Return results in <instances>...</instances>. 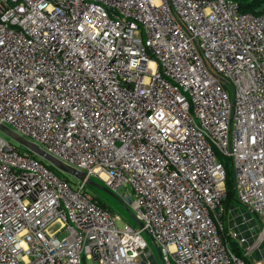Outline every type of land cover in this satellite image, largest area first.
<instances>
[{
	"label": "built area",
	"instance_id": "built-area-1",
	"mask_svg": "<svg viewBox=\"0 0 264 264\" xmlns=\"http://www.w3.org/2000/svg\"><path fill=\"white\" fill-rule=\"evenodd\" d=\"M0 126L85 177L73 184L0 137V264H149L142 232L162 264H264V12L0 0ZM217 155L258 224L228 220L224 233ZM91 179L129 189L140 230L117 226Z\"/></svg>",
	"mask_w": 264,
	"mask_h": 264
},
{
	"label": "rangeland",
	"instance_id": "rangeland-1",
	"mask_svg": "<svg viewBox=\"0 0 264 264\" xmlns=\"http://www.w3.org/2000/svg\"><path fill=\"white\" fill-rule=\"evenodd\" d=\"M9 131L15 132L11 127L7 128ZM0 137L3 138L5 141H7L10 145L15 146V147H20L14 140H12L10 137L4 134V132L0 129ZM21 148V147H20ZM218 161L222 163V166L224 168L225 174L227 181H231V187H232V171H231V166H230V161L220 155H217ZM44 165H47L48 163L46 161H43ZM55 169V168H54ZM55 172H57L55 170ZM60 176H65L68 180L71 181V183L75 184L76 179L73 178L70 175L67 174H61L57 172ZM93 183L96 184L95 186H87L86 185V190L87 193L94 198L96 201L100 202L108 211L110 214L114 215L117 217V226L122 228L123 226H129L133 231H138L140 230V226L137 222V220L133 216V212H131V206L129 204V200H132V197L130 195V191L128 188H120L117 190V194L112 193L113 196L109 195L108 193L100 190L98 187L104 188V185L102 182H100L98 179H91ZM98 186V187H97ZM108 190V189H107ZM111 192V191H110ZM129 197V200H128ZM224 209L226 211V219L223 221V225L225 226V229L230 227L229 221L228 220H237L240 223V217L252 221L256 224L257 219H255L251 214L244 212L240 206L236 203L234 200H230L229 203L224 204ZM230 218V219H229ZM260 231V227L257 226V230L254 233H257ZM141 237L145 241L147 245V251L149 250L152 254L148 256V262L149 264H162V261L158 255V249L156 245L153 243L151 238L145 233H141ZM234 244L231 242L228 244L229 248L233 250ZM261 252H255L259 254L258 257H256L258 260H262L264 258V247H260ZM239 251V255L241 254V250ZM235 253V252H234ZM236 254V253H235ZM82 264H90L87 261H82ZM144 264H146V261H144Z\"/></svg>",
	"mask_w": 264,
	"mask_h": 264
},
{
	"label": "water",
	"instance_id": "water-1",
	"mask_svg": "<svg viewBox=\"0 0 264 264\" xmlns=\"http://www.w3.org/2000/svg\"><path fill=\"white\" fill-rule=\"evenodd\" d=\"M0 129L4 132L5 135L10 137L12 140H14L19 146L26 149L27 151H29L30 153H32L36 157L46 161L50 166L55 168L61 174L70 175L78 181H84L85 180L84 174L62 165L61 163L57 162L56 160H54L51 157H49L48 155H46L42 150H40L38 147H36L32 143H30V142L18 137L17 135L13 134L7 128L0 126ZM85 184L87 186H95L96 187V184L93 183L91 180L85 181ZM98 188L100 190L108 193L109 195L113 196V194L109 190L101 188V187H98ZM138 224L141 227V224L139 222H138Z\"/></svg>",
	"mask_w": 264,
	"mask_h": 264
},
{
	"label": "trees",
	"instance_id": "trees-1",
	"mask_svg": "<svg viewBox=\"0 0 264 264\" xmlns=\"http://www.w3.org/2000/svg\"><path fill=\"white\" fill-rule=\"evenodd\" d=\"M233 1H235L239 5V9H240L241 12L252 13V14H255V15L264 12V0H233ZM50 169L52 171H55V169L53 167H51V166H50ZM225 186H226V191H227V199H226L225 203L227 204V203L230 202V200L234 199L233 198V191H232V187H231V181L228 182L227 178H226ZM97 204L99 206H102L103 208H105L98 201H97ZM232 251L235 252L237 255H239L238 248L235 245L233 246V250Z\"/></svg>",
	"mask_w": 264,
	"mask_h": 264
},
{
	"label": "bare ground",
	"instance_id": "bare-ground-1",
	"mask_svg": "<svg viewBox=\"0 0 264 264\" xmlns=\"http://www.w3.org/2000/svg\"><path fill=\"white\" fill-rule=\"evenodd\" d=\"M230 166H231V163H230ZM224 169V168H223ZM231 171H232V191H233V200L234 201H236V203L238 204V202H237V200H236V197H235V193H234V189H233V176H234V173H233V170H232V167H231ZM224 173H225V171H224ZM225 183H226V174H225V182H224V187H225V191H226V186H225ZM226 199H227V191H226ZM226 199H225V201H226ZM225 201H224V203H225ZM224 203H223V210H224V215H223V218H222V222L226 219V211H225V209H224ZM223 228H224V233H226V230L229 228H226L225 229V226L223 225ZM223 239L225 240V241H227V243L229 244V243H233L234 245H235V242H233V241H231V240H229L226 236H225V234H223ZM236 246V245H235Z\"/></svg>",
	"mask_w": 264,
	"mask_h": 264
},
{
	"label": "crops",
	"instance_id": "crops-1",
	"mask_svg": "<svg viewBox=\"0 0 264 264\" xmlns=\"http://www.w3.org/2000/svg\"><path fill=\"white\" fill-rule=\"evenodd\" d=\"M258 256H259L258 253H256V254L254 253V254H253V257H255V258L258 257ZM256 259H257V258H256ZM257 262H261V261L257 259ZM247 263H248V264H258V263H256L253 259H249V260H247Z\"/></svg>",
	"mask_w": 264,
	"mask_h": 264
}]
</instances>
